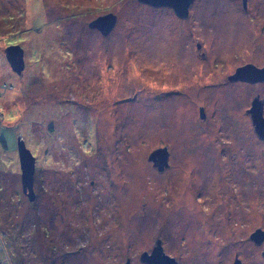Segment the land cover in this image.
<instances>
[{
    "label": "rangeland",
    "instance_id": "rangeland-1",
    "mask_svg": "<svg viewBox=\"0 0 264 264\" xmlns=\"http://www.w3.org/2000/svg\"><path fill=\"white\" fill-rule=\"evenodd\" d=\"M242 1L193 0L180 19L139 0H0V264H144L158 239L179 264H264L249 239L264 229V139L247 112L264 84L230 80L264 63V0ZM110 13L108 36L89 26ZM20 139L38 201L22 192ZM164 147L161 173L148 158ZM54 157L71 172L65 220L51 217Z\"/></svg>",
    "mask_w": 264,
    "mask_h": 264
},
{
    "label": "water",
    "instance_id": "water-1",
    "mask_svg": "<svg viewBox=\"0 0 264 264\" xmlns=\"http://www.w3.org/2000/svg\"><path fill=\"white\" fill-rule=\"evenodd\" d=\"M151 6L159 7L166 6L173 9L176 15L180 18H187L189 7L193 3V0H139ZM244 6L247 4V0H243ZM117 24V16L114 14H107L101 16L90 23L92 29H97L103 36H108L115 28ZM6 59L11 67V70L18 76L22 75L25 70L24 51L20 46L9 47L6 50ZM246 79L250 82L264 81V69H258L254 66L248 65L239 68L235 76L230 77V80ZM264 102L258 98L254 99L252 106L248 113L251 115L252 123L254 125L255 132L261 138H264ZM202 118L205 117L203 109L200 110ZM18 154L21 170V185L23 193L27 196L30 202L35 200L34 192V179L36 172V158L32 155L31 151L27 149L23 140H19ZM169 150L168 148H158L154 150L148 158V161L159 171L163 172L169 168ZM251 240L257 244H261L264 241V231L258 230L252 234ZM264 256V251H263ZM140 261L144 264H179L174 258L168 256L164 252L162 241L157 240L155 247L151 253L144 252L140 256ZM125 264H131L130 260H127ZM235 264H241L237 261Z\"/></svg>",
    "mask_w": 264,
    "mask_h": 264
},
{
    "label": "flooded vegetation",
    "instance_id": "flooded-vegetation-1",
    "mask_svg": "<svg viewBox=\"0 0 264 264\" xmlns=\"http://www.w3.org/2000/svg\"><path fill=\"white\" fill-rule=\"evenodd\" d=\"M243 2V1H242ZM193 4L194 3H192L191 5H190V7H189V12H188V17L187 18H189V15H190V8L193 6ZM149 6H151V5H149ZM151 7H155V6H151ZM161 7H163V6H161ZM242 7H243V9H244V11H245V13H247L248 12V7H249V3H248V0H247V4L244 6V4H242ZM170 8V7H169ZM172 9V8H171ZM173 10V9H172ZM174 12V11H173ZM175 13V12H174ZM175 15H176V13H175ZM178 18H180V17H178ZM180 19H186V18H180ZM117 25V24H116ZM263 28V27H262ZM95 31H97V32H99L100 33V31L99 30H97V29H95ZM197 49H200V45L198 44L197 45ZM257 49H258V46H257ZM259 50L260 51H262V52H264V44H262V45H260L259 46ZM24 61H25V54H24ZM25 64H26V62H25ZM247 65H249V64H247ZM245 66V65H244ZM255 66V65H254ZM243 66H241V67H238L237 69H239V68H242ZM257 68H259V69H261V70H263L264 69V63L262 64V66H256ZM25 71H26V68H25ZM235 76V75H234ZM231 77H232V75H231ZM237 81H241V82H245L246 84H249V85H263L264 84V81H260V82H250L249 80H246V79H241V80H239V79H237V80H235V81H232V82H237ZM263 102H264V100L263 99H261ZM249 111V110H248ZM247 111V112H248ZM252 125H253V123H252ZM253 127H254V125H253ZM255 130V129H254ZM258 136V135H257ZM260 139H264V138H261L260 136H258ZM83 154H84V149L83 150H80ZM86 152V151H85ZM85 154H87V153H85ZM169 154H170V152H169ZM58 161V158L57 157H54L53 158V163L51 164V166H50V172H51V183H52V186H51V188H50V190L52 191V196H53V198H54V201H53V204H52V207H51V217L53 218V219H55L57 216H56V213H57V211H56V208H59V214L58 215H60V217H61V219H64L65 220V218H66V216H67V214H70L71 213V198L69 199H67V201H65V199H64V196L65 195H68V194H70L71 193V188H70V185H71V182H70V178H71V172L70 171H68L67 169H62V165H63V163H57V161ZM67 160V159H66ZM65 160V161H66ZM169 161H170V157H169ZM151 163V162H150ZM152 164V163H151ZM169 164H170V162H169ZM152 166H153V164H152ZM64 167L66 168L67 167V164H64ZM154 167V166H153ZM169 168H170V166H169ZM168 168V169H169ZM37 170V169H36ZM157 170V169H156ZM167 170V169H166ZM165 170V171H166ZM165 171H163V172H165ZM163 172H161V173H163ZM60 179L62 180L61 181V184H60ZM35 180H36V172H35V179H34V186H35V188H34V192H35V201H38L37 200V196H38V193H41V189L39 188L38 189V187L36 186V184H35ZM60 185V186H59ZM91 185H93V182L91 183ZM60 188H61V190H60ZM22 192H23V190H22ZM65 193V195H62L61 193ZM197 193L198 194H201L202 193V191H200V189H199V186L197 187ZM59 194H60V196H59ZM23 195H24V197H26L27 198V196L23 193ZM59 196V197H58ZM28 199V198H27ZM29 200V199H28ZM56 200H58V202H59V206H58V204L56 203L57 201ZM57 219V218H56ZM258 230H261V231H264V229L263 228H256L255 230H252V232L250 233V237H249V239H250V241H251V244H254V245H256L257 247H259V248H263V251H264V241L261 243V244H257L256 242H253L252 240H251V236H252V234L253 233H255L256 231H258ZM63 231H67V228H64V230ZM214 233V232H213ZM65 234V233H64ZM53 236V238H54V242L53 243H50V249H49V251H51L52 253H56L57 252V254L54 256L55 258H57L58 259V261L60 262L61 261V259L60 258H62V257H66L65 255H67L66 254V247H67V245L66 244H63L62 243V239H61V237H60V235H57L60 239H58V241H56V234L54 235H52ZM159 240V239H158ZM163 246V245H162ZM58 253H61L62 255H59ZM262 256H263V252H262ZM263 258H264V256H263ZM57 261V260H56ZM237 261H239L241 264H244V262H242L240 259H239V256H238V254L237 253H235L234 255H233V257H232V255H230L229 256V259H227V260H225V262L223 263V264H235ZM262 263H264V260H263V262Z\"/></svg>",
    "mask_w": 264,
    "mask_h": 264
}]
</instances>
